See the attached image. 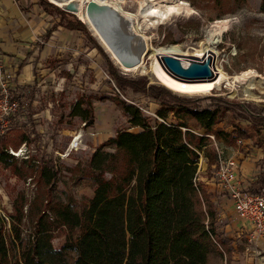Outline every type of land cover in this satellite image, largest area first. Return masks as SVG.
Returning a JSON list of instances; mask_svg holds the SVG:
<instances>
[{
	"label": "trees",
	"instance_id": "trees-1",
	"mask_svg": "<svg viewBox=\"0 0 264 264\" xmlns=\"http://www.w3.org/2000/svg\"><path fill=\"white\" fill-rule=\"evenodd\" d=\"M15 2L25 13L36 5L52 19L53 26L41 37L43 42L58 28L92 40L84 23L46 0ZM224 2L240 9L246 0H214L217 5ZM261 11L264 12V0ZM95 47L106 57L97 44ZM35 49H41V45L37 44ZM107 65V74L121 93L126 95L129 89L135 95L157 101L156 119L145 117L140 106L125 100L123 95L114 98V104L130 126L140 131L116 132L90 156L86 175L95 187L81 214L69 204L53 200L50 187L54 175L48 168L53 161L41 156L39 161L44 165L38 184L42 187L43 199L35 211L30 209L27 226L21 210L15 206L14 214L9 216V228L0 216V264H208L213 247L219 244L213 228L218 202L214 204L197 182L200 154L206 151L209 141L204 135L229 136L212 130L220 113L219 105L232 110L236 118L248 121L254 129L264 130V117L244 105L219 98L210 99L212 103L203 106L200 100L179 96L146 80L124 81L109 60ZM65 75L66 79L71 78ZM13 83L10 97L18 102L19 110L11 131H19L16 133L21 134V143L27 144L29 138L22 130L26 126L21 120L27 119L35 134V126L39 124L32 107L35 90L20 87L16 79ZM53 95L48 101L55 109ZM94 99L98 102L103 97ZM70 116L92 127L91 97L79 94ZM169 116L173 122L167 121ZM60 123L62 114L53 112V133L59 130ZM190 123L205 133L196 134ZM247 139L240 128L229 142L235 145ZM9 147L6 143L0 145V165L5 169L14 162L8 154ZM105 147L113 152H106ZM43 154L46 155L45 150ZM263 166L264 157L261 174L254 188H247V192L264 195ZM60 236L66 240L60 248H54L52 242Z\"/></svg>",
	"mask_w": 264,
	"mask_h": 264
},
{
	"label": "rangeland",
	"instance_id": "rangeland-1",
	"mask_svg": "<svg viewBox=\"0 0 264 264\" xmlns=\"http://www.w3.org/2000/svg\"><path fill=\"white\" fill-rule=\"evenodd\" d=\"M182 1L192 9L190 13L181 12L163 24L144 28L143 33L149 49V57L144 61L147 69L145 74L123 71L106 53L86 24L91 41L82 35H74L70 39L68 34L63 36V32L59 30L52 34L55 40H50L49 43L56 46L45 44L49 53L41 65L42 69L38 70L40 84L35 88L33 104L35 111L39 112L46 106L50 113L44 118L43 127L35 128V134L31 131L28 120H21V124L26 126L22 130L29 138L27 144L21 143L22 136L16 133L19 131H10L0 138L1 146L5 143L10 144L8 154L14 161L7 169L0 165V216L5 218L7 228L9 216L14 214L13 206L21 210L27 226L30 209L33 208L35 211V207H39L43 199V190L38 184L41 182L40 175L44 165L40 164L41 156L47 161L50 159L53 161L48 167L50 171L53 170L54 175L50 187L53 200L69 204L79 214L86 210L95 187L92 179L86 175L90 156L116 132L140 131L139 128L130 126L114 104L116 96L123 95L125 100L126 98L132 100L134 104L140 106L145 117L150 120L156 119L155 113L159 109L157 101L144 95H135L129 89L126 95L117 90L107 74V60L112 63L124 81L146 80L148 84L162 86L150 71L152 64L157 61L152 51L156 54L178 57L182 62H188L190 59L203 60L205 55L210 53L213 59L211 69L215 76L212 80L214 91L205 96H179L200 100L203 106H209L212 103L210 99L219 98L244 105L254 114L264 117V12L261 11L263 0H246L240 9L230 2L217 5L214 0ZM120 7L128 14H135L139 10L136 0H123ZM75 18L79 20L76 16ZM27 19L36 24L43 33L53 26L52 19L47 18L36 7L32 9ZM224 20L227 21L225 30L210 39L209 34L214 32L216 23ZM140 25L145 26L144 20H140ZM96 44L106 57L95 47ZM66 47L70 48L69 51ZM70 58L72 63H65ZM59 62H62L61 70ZM62 70L71 78L59 79V71L61 73ZM246 70L258 72V78L247 84L236 83L234 92L231 87L222 84ZM44 80L46 84H41ZM246 85L254 89L252 95L244 93ZM51 94H54L56 100L55 109L48 104ZM79 94L91 97L94 117L92 127H86L79 118L70 116ZM99 96L103 99L95 101L94 98L98 99ZM218 107L220 113L212 130H219L231 136L217 138L213 133L209 134L214 136V141L208 139L206 151L200 154L197 178V182L211 201L214 204L218 202L213 228L216 233L215 239L223 253L214 246L208 264H248V252L254 250V246L246 238L248 233L246 228L240 227L236 214L229 208L230 202L213 177L214 164L217 154H220L223 160L234 158L239 165L242 157H251L259 152L264 154V130L252 128L248 121L236 118L232 110L224 105ZM52 112L62 114V123L57 125L59 130L55 133L51 129ZM167 121L173 122L172 117L169 116ZM190 125L196 134L205 133L194 123ZM240 128L248 139L239 146L236 145L238 141L233 145L229 140ZM44 150L46 155L43 154ZM104 150L113 152V149L108 147ZM245 180L246 178L243 179L244 186ZM205 208L203 205L202 209ZM65 240L64 236H60L52 245L58 249Z\"/></svg>",
	"mask_w": 264,
	"mask_h": 264
},
{
	"label": "crops",
	"instance_id": "crops-1",
	"mask_svg": "<svg viewBox=\"0 0 264 264\" xmlns=\"http://www.w3.org/2000/svg\"><path fill=\"white\" fill-rule=\"evenodd\" d=\"M35 7L38 8V6L34 5L29 12L25 13L21 10L19 3L15 2V0H0V64L3 65L5 72L14 75V79L17 80V83L20 87H34V90L36 87H38L37 85L40 84L38 78V75L40 74L38 70L42 69L41 65L48 57L49 53L48 49L45 47V44L48 43L49 46H56L54 43H49L50 40H55L52 37V34L59 30V32H63V36L68 34L67 36L70 37V39L74 35H77L74 32H69L58 28L51 33L48 41L43 42L41 37H43L49 29L43 33L36 24L31 23L27 19L28 15ZM38 9L41 11L40 8ZM46 17L50 18L48 16ZM37 44L41 45V49H35ZM66 48L69 51L70 48ZM65 63H72V59L70 58V60L66 61ZM61 64L62 62L58 63L59 70L62 69ZM19 67L21 68L19 69ZM63 71L64 70L61 72ZM16 73H18L17 76ZM65 73L66 72L61 74L59 71V79L67 80V75H65ZM41 84H46V80H44ZM35 95L33 104L35 103ZM48 104H50L52 107V104L49 101ZM39 112L41 113L40 116ZM39 112H37L35 117V119L39 121V124L35 126V128L38 127L41 129L43 127L42 124L44 123V118L48 117L47 115H49L50 111L45 106V109ZM254 154L251 155V157L246 156L248 158L242 157L240 159L241 164L239 165L238 174L242 183L243 179L246 178L244 181L246 188H250L251 186L254 188V183L261 174V160L263 159L264 154L261 152ZM256 165H258V169H256ZM250 171H254V173L251 174ZM229 208L231 211L233 210L231 204H229ZM246 231L249 232L247 229ZM246 238H248V234ZM253 246L254 250L248 252V264H264V239H260L259 241L255 242Z\"/></svg>",
	"mask_w": 264,
	"mask_h": 264
},
{
	"label": "bare ground",
	"instance_id": "bare-ground-1",
	"mask_svg": "<svg viewBox=\"0 0 264 264\" xmlns=\"http://www.w3.org/2000/svg\"><path fill=\"white\" fill-rule=\"evenodd\" d=\"M50 3L54 4L59 8H65L69 5H74L76 8L75 14L79 20H81L91 31L92 35L97 39L99 44L103 47L106 53L111 57V59L120 66L118 60L107 46V44L103 41V39L99 36L97 31L93 28L88 18L85 16V7L86 5L94 1L99 5L110 6L117 10L121 15L126 18L131 19L132 27L135 34L138 36V39L142 46L145 48V52H149L147 39L144 36L143 30L144 28H151L159 24H163L168 19L174 15H177L181 12L190 13L192 9L182 0H136L139 5V10L135 14H128L123 11L120 7L123 0H47ZM140 20H144L145 26L141 27ZM227 26V21H218L215 25L214 32H210L209 37L212 39L217 33L220 34L225 30ZM139 42H136L134 39L133 44L137 45ZM148 54V53H147ZM211 55L212 54H206ZM182 62V61H181ZM187 62H183L186 64ZM120 68L125 72H139L141 74H145L147 72L146 66L144 62L138 64L133 68H124L120 66ZM151 74L154 76L155 80L158 81L162 86L167 88L178 95L184 96H205L209 95L214 91V84L212 80L206 82H195V83H182L173 78H171L168 74L164 72V70L159 65L158 61H156L151 66ZM258 73V72H257ZM255 71L246 70L239 74L234 75L230 80L224 81L222 84L229 86L232 88V92H234V87L236 83H245L247 84L249 81H254L255 78H258V75ZM215 79V78H214ZM238 85V84H237ZM237 87V86H236ZM237 89V88H236ZM253 88L248 87L247 85L244 87V93L246 95H252Z\"/></svg>",
	"mask_w": 264,
	"mask_h": 264
},
{
	"label": "water",
	"instance_id": "water-1",
	"mask_svg": "<svg viewBox=\"0 0 264 264\" xmlns=\"http://www.w3.org/2000/svg\"><path fill=\"white\" fill-rule=\"evenodd\" d=\"M60 9L76 16L74 5ZM85 16L110 48L120 66L133 68L149 57L148 52H145V48L137 40L131 19L124 17L114 8L91 1L85 7ZM134 39L139 42L137 45L133 44ZM154 56L164 72L179 82H206L215 78L211 69V55H205L203 60L190 59L186 64L175 56L158 53Z\"/></svg>",
	"mask_w": 264,
	"mask_h": 264
},
{
	"label": "built area",
	"instance_id": "built-area-1",
	"mask_svg": "<svg viewBox=\"0 0 264 264\" xmlns=\"http://www.w3.org/2000/svg\"><path fill=\"white\" fill-rule=\"evenodd\" d=\"M13 81L14 75L5 72L3 65L0 64V138L11 131L13 118L19 110L18 102L11 100L10 97L11 90L14 88ZM204 137L214 141L213 135H204ZM239 144L240 141L236 145L239 146ZM238 169L239 164L236 159L223 160L220 154H217L213 177L228 198L240 227L249 230L248 241L254 244L264 239V195L247 192ZM216 246L223 253L220 245L216 244Z\"/></svg>",
	"mask_w": 264,
	"mask_h": 264
}]
</instances>
